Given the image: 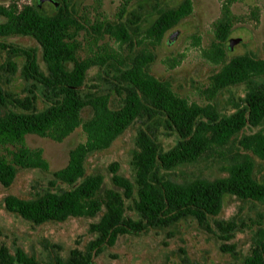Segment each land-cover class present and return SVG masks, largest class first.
I'll return each instance as SVG.
<instances>
[{"label": "trees", "instance_id": "obj_1", "mask_svg": "<svg viewBox=\"0 0 264 264\" xmlns=\"http://www.w3.org/2000/svg\"><path fill=\"white\" fill-rule=\"evenodd\" d=\"M56 2L53 12L42 11L37 1L20 8L0 5L5 19L0 37L35 42L32 47L0 42L5 53L0 146L13 147L10 159L0 157V185L9 188L19 170H48L42 150L25 145L26 135L61 142L79 126L85 134L46 184L30 183L25 197H3L7 212L33 226L91 219L80 247L65 256L55 252L47 264H93L120 236L154 232L169 239L189 222L220 241L219 250L240 264H264V226L255 228L243 254L227 243L243 230L238 213L222 215L226 199L264 202L254 160L264 162V59L248 52L227 56L230 25L220 23L206 53L218 65L207 88L214 101L190 103L150 67L166 32L191 13V0H122L115 20L92 24L78 14L76 0ZM80 31L94 41L106 35L126 52L103 50L79 60ZM224 92L229 97L221 104ZM127 133L129 173H118L119 163H110L112 187L105 188L95 165L87 172L89 159ZM216 160L222 174L204 176L200 163ZM0 264L41 261L21 246L13 243L10 249L0 241Z\"/></svg>", "mask_w": 264, "mask_h": 264}, {"label": "rangeland", "instance_id": "obj_2", "mask_svg": "<svg viewBox=\"0 0 264 264\" xmlns=\"http://www.w3.org/2000/svg\"><path fill=\"white\" fill-rule=\"evenodd\" d=\"M34 1L37 0H0V5L20 8ZM76 1L79 3L78 14L91 24L102 20H115L122 3V0ZM158 1L171 4L178 0ZM191 5V13L168 30L160 44L155 47V59L150 70L157 78L167 80L178 96L186 98L190 103L205 105L214 101L207 88L210 84L209 76L218 69V65L206 53L216 42L215 33L220 23L228 20L230 25L226 41L227 56L248 52L264 59V0H191ZM51 6L46 0L42 4L43 9ZM225 6L228 8L227 13ZM4 21L0 16V23ZM76 40L79 43L76 52L79 60L100 54L103 50H119L122 54L126 52V47H123V51L120 50L117 43L106 35L94 41L88 33L80 31ZM0 42L25 47L35 46L32 39L23 36L0 37ZM4 57L5 53L0 50V64ZM232 95L236 97V93ZM228 97L226 92L221 94V104ZM129 137L130 133H127L118 138L112 147L89 159L91 164L87 172L95 165L105 177V188L112 187L107 177L110 163H119L118 173H129ZM84 141L85 134L81 126L61 142L34 134L25 136V145L28 148L42 150V158L47 162L48 170H19L9 188L0 185V241L8 248L11 249L14 243L38 257L41 264H47L55 252L65 256L69 250L80 247L87 239L85 232L91 219H71L64 223L33 226L7 212L3 206L5 195L25 197L30 183L35 181L41 185L46 184L51 172L66 166L69 151ZM11 150L12 146H0V157L10 159ZM254 160L257 175L264 182V162L256 157ZM216 161L200 163V171L204 176L222 174L219 166L222 163ZM236 213L243 223V230L236 232L234 238L227 243H234L244 254L255 228L264 226V202L234 204L226 199L222 215L229 217ZM220 244L216 238L201 231L194 222L181 223L179 234L169 239L154 232L120 236L113 247L94 258L93 264H240L229 253L221 252Z\"/></svg>", "mask_w": 264, "mask_h": 264}, {"label": "water", "instance_id": "obj_3", "mask_svg": "<svg viewBox=\"0 0 264 264\" xmlns=\"http://www.w3.org/2000/svg\"><path fill=\"white\" fill-rule=\"evenodd\" d=\"M44 1L45 0H37V5L42 11H44V12H53L56 9V7H57L56 0H46V1L50 2L51 5H52L49 9H43L42 8V4H43ZM174 35H175V33L170 36V39H172Z\"/></svg>", "mask_w": 264, "mask_h": 264}]
</instances>
